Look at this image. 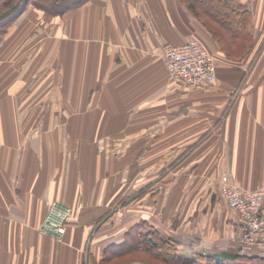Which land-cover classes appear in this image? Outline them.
I'll return each mask as SVG.
<instances>
[{"label":"crops","instance_id":"1","mask_svg":"<svg viewBox=\"0 0 264 264\" xmlns=\"http://www.w3.org/2000/svg\"><path fill=\"white\" fill-rule=\"evenodd\" d=\"M201 1L29 4L0 26V264H167L160 244L117 253L152 231L182 259L264 257L220 191L221 175L264 185V0H221L248 18L235 39ZM189 39L214 83L168 74L166 46ZM152 161H175L154 185ZM51 200L71 208L61 240L38 228Z\"/></svg>","mask_w":264,"mask_h":264},{"label":"built area","instance_id":"2","mask_svg":"<svg viewBox=\"0 0 264 264\" xmlns=\"http://www.w3.org/2000/svg\"><path fill=\"white\" fill-rule=\"evenodd\" d=\"M163 62L168 74L183 85H209L217 79L214 56L196 39L166 46ZM220 191L226 203L237 212L244 226L240 240L249 243L258 234L264 236V185L252 189L244 188L223 175L220 178ZM70 217V207L51 200L46 205L45 216L38 228L61 240Z\"/></svg>","mask_w":264,"mask_h":264},{"label":"trees","instance_id":"3","mask_svg":"<svg viewBox=\"0 0 264 264\" xmlns=\"http://www.w3.org/2000/svg\"><path fill=\"white\" fill-rule=\"evenodd\" d=\"M86 1L87 0H27L18 10H16L9 16L1 19L0 22L7 24L10 23L12 19L18 16L29 4L34 5L36 8L41 9L47 14L60 15L64 13L66 10L70 8L78 7ZM220 2L221 3H219L216 0H203L199 2L201 12L198 10L199 12L198 14L200 16H204L200 14V13H204L208 18H210L211 20H213L214 22H216L217 24L223 27L224 33L226 34L228 39H235L239 35H242V29L239 32V28L242 27L243 25H249L248 18L245 16L244 13H242L244 11L241 10L242 12H239L238 8L232 5L229 1L220 0ZM13 4L14 3L7 5L6 2L5 6L3 7V10L7 9ZM217 39L221 41V39H219L218 37ZM150 234L152 237L147 238L146 236L144 237L140 236L141 238L140 241H137L136 243L134 242L131 245L127 246L125 245L126 243L124 242L122 244L115 246L117 253L122 254L124 253V251L128 249L136 250L139 247H141L147 251L152 252L153 254L154 252L153 247H156V244H160V246L158 247H162L161 252L156 251L155 254L153 255L163 263L193 264L196 260H199L202 263H198V264H223V263H219L218 261H214L211 257H205L201 255L197 256L194 260L178 258L175 252L177 250V244L175 241H172L170 239L166 241L160 240L157 237L156 231H152ZM239 258L241 260L240 261L241 264H264V257H260L256 255H246V256L238 257V259ZM236 264H240V263H236Z\"/></svg>","mask_w":264,"mask_h":264},{"label":"rangeland","instance_id":"4","mask_svg":"<svg viewBox=\"0 0 264 264\" xmlns=\"http://www.w3.org/2000/svg\"><path fill=\"white\" fill-rule=\"evenodd\" d=\"M17 1H19V0H7L6 2H7V5H9V4H11V3H15V2H17ZM5 9V8H4ZM3 10V8H1L0 9V12ZM0 24L2 25V24H7V23H2V22H0ZM2 29H0V31H1ZM184 86H186V87H193V86H187V85H184ZM204 86H206V85H204ZM122 150H124V149H122ZM121 152V151H120ZM175 161H168V162H165L162 166L160 165V162H158V161H152L151 162V165H150V173H151V175H150V182H151V185H154V184H156L157 182H159V174L161 175L162 174V172L164 171L163 169L164 168H169L173 163H174ZM137 163V165H138V162H136ZM221 176H223V175H221ZM221 176H220V178H221ZM143 177H141L140 178V180H141V183H142V179ZM148 178V177H147Z\"/></svg>","mask_w":264,"mask_h":264},{"label":"water","instance_id":"5","mask_svg":"<svg viewBox=\"0 0 264 264\" xmlns=\"http://www.w3.org/2000/svg\"><path fill=\"white\" fill-rule=\"evenodd\" d=\"M26 1L27 0H19V1L15 2L13 5H11L10 7H8L7 9L0 12V20L9 16L13 12H15L16 10H18L23 5V3Z\"/></svg>","mask_w":264,"mask_h":264}]
</instances>
